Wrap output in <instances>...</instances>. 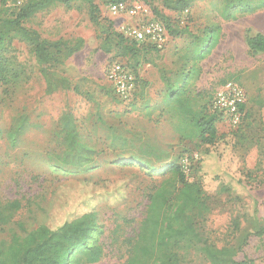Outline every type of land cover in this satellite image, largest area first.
<instances>
[{"label":"rangeland","instance_id":"374dc122","mask_svg":"<svg viewBox=\"0 0 264 264\" xmlns=\"http://www.w3.org/2000/svg\"><path fill=\"white\" fill-rule=\"evenodd\" d=\"M94 2L102 28L108 24L105 20L112 21L116 30L121 23H132L110 15L103 0ZM152 2L161 7L160 0ZM12 12L8 8L9 15ZM181 20L186 32L168 37L161 53L142 52L139 66L128 62L136 67L142 83L139 100L130 105L113 98L105 72L111 62L127 58L117 49L110 54L99 49L103 29L90 22L82 2L69 8L57 4L23 24L47 40H83L82 49L56 68L70 80L68 91L44 94L37 63L26 43L7 38L0 45L6 78L0 81V205L20 199L23 192L32 198L13 213V220L32 222L33 228L40 224L55 228L96 209L111 229L113 209L122 213L130 209L128 216L136 215L145 202V186L153 182L144 172H159L170 162H179L177 157L185 148L176 133L183 128L182 119L161 102L162 77L167 75L175 86H182L190 72L186 89L198 111L227 82L244 91L245 117L240 130L233 131L224 116L217 126V142L193 151L198 161L188 177L199 180L208 196L212 212L207 226L215 246L228 243L236 251V261L264 264V53L250 55L245 43L247 36H264V0L196 1ZM215 28L217 44L197 59ZM67 112L87 143L106 161L86 175L63 171L48 159L62 150L60 121ZM22 118L25 128L11 145L6 134ZM110 162L122 165L110 171ZM181 164L187 171V163ZM5 235L0 229V239ZM190 259L189 264H207L200 256ZM115 262L108 257L97 264Z\"/></svg>","mask_w":264,"mask_h":264},{"label":"trees","instance_id":"16d2710c","mask_svg":"<svg viewBox=\"0 0 264 264\" xmlns=\"http://www.w3.org/2000/svg\"><path fill=\"white\" fill-rule=\"evenodd\" d=\"M103 1L105 5L115 2L144 4L151 18L164 26L167 38H170L186 32L187 26H180L181 18L194 2L202 0H160V8L152 0ZM74 2L84 3L90 22L95 27L102 28L99 8L94 0H27L20 6H15L14 0H0V45L10 38L18 39L31 48L44 84V94L47 96L70 89V80L62 72H57L56 68L63 66L66 60L79 52L84 42L82 39L74 42L62 38L47 40L36 31L26 29L23 24L52 6L59 4L69 8ZM11 7L13 12L9 15L8 8ZM105 21L108 24L105 29L102 28L104 34L99 49L105 54H110L113 49L121 52L127 59L125 62H116L128 68L135 77V90L127 100L118 98L110 84L109 91L117 102L134 104L141 96L142 83L135 67L139 66L141 53L148 50L161 53L166 44L157 48L150 43H136L118 32L112 21ZM217 31L218 28H215L208 33L206 46L200 49L197 59L204 57L217 44ZM210 41L213 44L207 46ZM245 43L250 55L264 53L263 35L247 36ZM128 62H135V66L132 67ZM112 63L115 62L108 64L105 72ZM3 69L0 65V81L6 82ZM191 75L188 72L182 86H175L167 75L162 77L165 91L161 94V102L171 107L170 112L182 119L179 121H182L183 128L176 133L185 148L177 157L179 162H170L159 172L152 169L144 172L153 182L145 186V202L136 215L128 216L132 211L130 209L124 213L113 209L109 217L112 228L109 229L104 224L101 210L91 209L63 221L55 228L46 224L33 228L32 222L28 224L12 219L14 212L26 207L32 200L23 192L20 198L23 200L16 199L0 205L3 208L0 209V229L6 233L0 239V264H97L108 257L116 259L114 264H189L192 256L203 257L207 264H255L246 259L236 261V251L228 243L215 246L214 236L207 226L212 212L208 196L199 180L188 177L196 167L193 164L198 161L194 159L193 151L200 149L199 146H212L217 142V126L224 117L222 112L212 109L215 94L201 111L196 110L197 107L193 106L194 98L188 95L186 89ZM243 112L244 104L240 106L239 124L230 126L233 131L240 130L245 117ZM60 122L62 150L49 156L52 165L59 166L63 171L69 170L75 175H86L90 170L95 171L106 163L102 161L101 152L96 151L80 134L71 113H65ZM25 125L26 119L22 118L7 132L9 144H16ZM183 161L187 163V171L182 167ZM109 164L110 171L122 165L113 162ZM84 180L90 181L88 176H84ZM232 224L236 229L237 223L234 221ZM7 227L9 229L6 231Z\"/></svg>","mask_w":264,"mask_h":264},{"label":"built area","instance_id":"2783aa9c","mask_svg":"<svg viewBox=\"0 0 264 264\" xmlns=\"http://www.w3.org/2000/svg\"><path fill=\"white\" fill-rule=\"evenodd\" d=\"M27 0H14L20 6ZM108 12L113 17L127 18L132 23H121L118 32L136 43H150L162 48L167 42L164 26L151 18L148 8L139 2L131 4L115 2L108 4ZM106 80L114 94L121 100H127L135 90L133 73L120 63H112L106 72ZM245 103V94L240 85L227 82L214 95L212 109L220 111L228 118L231 126H237L241 119L240 106Z\"/></svg>","mask_w":264,"mask_h":264}]
</instances>
